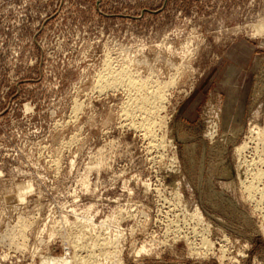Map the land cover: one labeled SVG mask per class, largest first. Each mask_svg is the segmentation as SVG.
Masks as SVG:
<instances>
[{"label":"rangeland","instance_id":"obj_1","mask_svg":"<svg viewBox=\"0 0 264 264\" xmlns=\"http://www.w3.org/2000/svg\"><path fill=\"white\" fill-rule=\"evenodd\" d=\"M62 263L264 264V0H0V264Z\"/></svg>","mask_w":264,"mask_h":264},{"label":"bare ground","instance_id":"obj_2","mask_svg":"<svg viewBox=\"0 0 264 264\" xmlns=\"http://www.w3.org/2000/svg\"><path fill=\"white\" fill-rule=\"evenodd\" d=\"M126 71V70H125ZM123 72V73H121L120 75L119 74H117V75H119L118 77H116V76H114V74H111V71H110V74L108 73V75L107 76H104L103 78H101V79H99L101 82H102V86L104 87V86H109V87H112L113 85H115V83H120V82H118V81H120L123 77L125 78V77H127V76H129L128 74H127V72ZM112 73H114V72H112ZM106 75V74H105ZM103 76V75H102ZM123 76V77H122ZM122 77V78H121ZM128 78V77H127ZM126 78V79H127ZM123 80V79H122ZM121 80V81H122ZM263 81V80H262ZM125 82V81H124ZM123 82V83H124ZM139 81H137L136 79H133V78H130L129 79V81H128V85H126V86H130V88L131 87H138V88H140V94L139 95H137V96H134V100H133V102H132V107L134 106V107H137V109H140V111H142V110H144V111H147V112H142L144 115H146L145 116V123L143 124L142 123V127L144 128V130L149 134V133H151L152 131V128L153 127H151L152 125V123H151V117H152V114L156 111V110H158L159 108H157V104H159L160 102V100H163V94H162V91H160V90H155V91H153V92H151V93H145L144 91H142V89H141V87L143 86V84H139L138 83ZM101 84V83H100ZM120 85V84H119ZM125 84H123V86H124ZM258 85V84H257ZM260 85H262V84H260ZM122 86V85H121ZM106 88H108V87H106ZM116 88V87H115ZM129 88V87H128ZM132 89V88H131ZM136 89V88H135ZM129 90V89H128ZM139 90V89H138ZM144 90V89H143ZM255 90V89H254ZM136 93V92H135ZM131 100V99H130ZM131 108V107H130ZM154 115V114H153ZM142 116V115H141ZM141 119V118H140ZM141 121V120H140ZM138 124V123H137ZM140 128V127H139ZM155 130V129H154ZM263 131V130H262ZM253 134V133H252ZM255 139V138H254ZM258 139H259V137H258ZM154 142H156V141H154ZM151 145V144H150ZM218 147V146H217ZM187 148V147H186ZM237 149V148H236ZM193 150V149H192ZM189 152V151H188ZM187 152V153H188ZM192 153V152H191ZM244 154V153H243ZM241 155V154H240ZM195 158V157H194ZM193 161V160H192ZM194 162V161H193ZM254 162V161H253ZM257 164V163H256ZM225 173V172H224ZM239 174V173H238ZM256 175V174H255ZM252 188V187H251ZM255 193V192H254ZM254 197V196H253ZM233 205V204H232ZM256 206V205H255ZM254 206V207H255ZM103 246V245H102ZM108 246V245H107ZM92 252V251H91ZM90 256V255H89ZM92 256V255H91ZM96 257V256H95ZM93 258V257H92ZM85 260V259H84ZM93 261V260H92ZM59 262V261H58ZM63 264V263H62Z\"/></svg>","mask_w":264,"mask_h":264}]
</instances>
